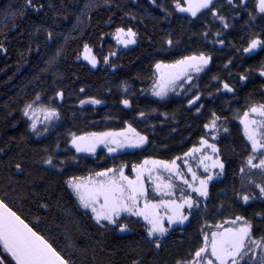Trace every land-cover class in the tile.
Returning a JSON list of instances; mask_svg holds the SVG:
<instances>
[{"label":"trees","instance_id":"1","mask_svg":"<svg viewBox=\"0 0 264 264\" xmlns=\"http://www.w3.org/2000/svg\"><path fill=\"white\" fill-rule=\"evenodd\" d=\"M36 2L46 5L53 2L64 9L69 14V20L65 21L61 16L55 25V31L69 35L73 25L77 23L76 14L83 9L87 0H36ZM157 2L167 6L169 11H174L172 0H157ZM252 2L253 0H249L250 5ZM100 3H103V0H100ZM215 3L217 7L224 5L221 14L229 18V22L233 25L231 28L222 29L220 22L207 11L199 18H191L187 13L175 11L168 20H165L163 9L152 5L150 0H110V6L93 11L91 21L84 19L81 27L71 32L68 40L57 37L55 43H46V34L43 31L36 33L35 25L42 22L53 23L50 18L54 16V13L45 14L46 10L41 12L29 10L23 18L13 19L9 13V5L19 7L23 4V0H0V41L5 35L8 38L5 44L7 53L0 50V147H3L10 137H17L12 148L6 150L7 155L0 153V159L8 160L15 157L19 160L18 153L23 149L25 158L30 161L32 171L45 177L43 182H37L36 191H40L41 196H29L25 178L15 175L14 167L6 172L0 165V197L4 198L14 211L41 231L46 238L54 241V246L76 264H87L89 256L93 254L97 257L109 256L114 264H130L132 259H139V256L129 250V245L137 248L138 251L142 248L144 264H152L154 259L161 262L170 260V251L178 248L183 251L198 242L197 230L203 225V214L192 218L183 230L175 229L165 238L164 247L159 250L149 251V245L141 243V237L144 236L141 231L128 235H116L101 247V244H97V241H100L99 237L80 213L76 198L63 181L68 175L87 174L89 169L99 170L121 162L131 166L139 163L145 156L171 159L182 155L197 143L199 137L206 131L202 125L210 119L212 110L229 118L227 125L230 131L219 142L221 154L226 161V170L223 177L210 186L211 199L208 202L207 218L210 222L220 218L217 210L221 203L225 205L223 210L225 217L233 211L231 205H235L237 212L242 210L240 202L233 195V187L240 188V161L242 154L247 153L244 147L246 141L243 137L242 125L235 118V113L237 109L244 107L249 94L254 95L256 99L260 98L261 89L264 87V76L255 71V68L264 61V50L257 49L250 54L237 51V48L247 47L252 33L259 34L260 28L249 27L245 23L248 20L246 12L235 15L233 19L234 13L230 10L227 0H215ZM129 12L135 19L125 15ZM113 13H115L114 16ZM109 16H112L115 21L114 25L107 23ZM205 21L211 25V28L205 26ZM252 23L259 25L261 21L258 18ZM120 25L133 27L138 31L140 38L136 45L128 50L120 51L116 58L111 60V66H116L115 71L103 66L92 69L84 61L76 59L82 52L83 43L86 42L96 46L94 52L103 61V49L107 50V44H111L110 40L107 41L108 36L105 37L103 34L111 33L115 26ZM221 30L224 33L225 44H214L213 40L217 39L215 33ZM169 31L179 44L172 48L165 44L164 47L168 48V51L162 52L161 44ZM204 31L210 33L206 38L201 35ZM100 43H103V49L98 47ZM60 47L64 49V55L57 58L55 67L42 71ZM28 48L32 49L30 53L27 51ZM197 50L211 53L213 56L212 63L206 68L199 82V91L203 93L201 104L204 105L200 113L190 108L181 97L159 101L144 94L145 90L151 86L147 77L151 75V64L154 60L170 61ZM20 53H23V56ZM229 59H233V64L225 68L224 65ZM249 67L254 69L249 79L240 81L239 74H248L245 70ZM137 73L143 74L141 79H137ZM229 73L232 75L230 76ZM37 76L40 77L39 80L36 79ZM213 76H220L221 80H213ZM224 80L233 84L236 88L235 94L226 91L216 92V88L222 87ZM125 81L130 87L128 93L120 87ZM57 87L65 90V100L58 101L62 119L57 122L56 129L50 130L42 137H37L27 129L25 123L27 118H21L20 109L35 92L43 90L47 96H52L53 89ZM81 88L85 91L80 92ZM209 91L213 93V96H208ZM88 96H96L105 103L81 106L79 100L86 99ZM126 96L133 99V108H125L120 103V100ZM151 108H158L159 111L150 112ZM138 110L150 112L147 120L137 118L133 121L134 127L149 135L150 143L144 148H130L115 154H109L101 149L96 156L76 154L83 159L78 165H68L67 171L62 175L59 169L49 170V166L40 162L41 157L46 155L42 149L44 147L54 149L58 133H66L69 129L72 131L118 129L125 126L124 120H132ZM165 112L170 116L165 117L163 115ZM173 113L174 116L171 115ZM6 116L7 120L4 119ZM109 116L113 119H107ZM152 125L156 126L154 130ZM21 135L26 137L25 141L19 139ZM59 142L61 147L58 154L62 157L68 145L63 137ZM17 144L19 147H16ZM71 154H74V151L69 153ZM10 175L13 176L11 183L8 179ZM49 186L52 189L50 193L42 191ZM221 189L226 191L220 193ZM255 191L258 192L256 189ZM58 199L59 206H57ZM41 202H47L49 208L40 207ZM258 204V201H252L250 206L244 207L251 213ZM257 223L259 224V221ZM178 240L180 241L175 242ZM84 248H87V252L83 251Z\"/></svg>","mask_w":264,"mask_h":264},{"label":"snow or ice","instance_id":"2","mask_svg":"<svg viewBox=\"0 0 264 264\" xmlns=\"http://www.w3.org/2000/svg\"><path fill=\"white\" fill-rule=\"evenodd\" d=\"M150 3L163 9L165 13L163 19L165 20H168L175 11L187 13L191 18H199L207 11L220 22L222 29L233 26L229 22V18L221 14L224 5L217 7L215 0H172L174 11H169L167 6L158 4L157 0H150ZM227 3L234 13L233 19L235 15L246 12L248 20L245 23L249 27L258 26L260 28L259 34L252 33L247 47L236 50L249 54L257 49L264 50V0H253L251 5L249 0H239V2L227 0ZM105 6H110V0H103V3H100V0H87L83 9L76 14L77 23L73 25L69 35L55 31V25L59 22V18L63 16V19L68 21L69 14L53 2L46 5L37 3L36 0H23V4L19 7L9 5V13L13 19L23 18L29 10L35 12L46 10L45 14L47 12L54 13V16L50 18L53 23L42 22L35 25V32L43 31L46 34L45 42L55 43L57 37L68 40L71 32L80 28L84 19L91 21L92 12ZM114 15L115 13H113ZM125 15L135 19L131 12ZM258 18L261 23L254 25L252 22L257 21ZM107 23L115 24L112 16H109ZM205 26L211 28L207 21H205ZM209 34V31L201 33L205 38ZM103 35L111 36L117 46V51H110L107 55H103L104 64L111 63L121 46L128 48L131 45H136L140 38L137 30L125 25L115 26L114 31ZM215 36L217 39L213 40L214 44H225L222 30L217 31ZM7 42L8 38L5 35L4 39L0 41V50L5 53L8 51L5 47ZM165 44L172 48L178 45L179 41L174 40L172 32L169 31L162 41L160 51H168V48L164 47ZM94 47L96 46L83 43L82 58L95 68L101 63V59L95 54ZM98 47L102 49L103 43H100ZM27 51L30 53L32 49L28 48ZM20 55L23 56V53ZM63 55L64 49L57 48L54 55L48 60V66L42 71H48L49 68L55 67L57 58ZM76 59H81V56H77ZM212 61L211 53L200 50L188 55H180L170 61L167 59L154 60L151 64V75L147 77L151 82V94L163 101L171 93H176L178 89L185 93L190 92L193 87H198L194 83L195 79L205 71ZM232 64L233 59H229L224 67L228 68ZM253 70L252 67H249L245 70L248 74L240 73L239 80L247 81ZM255 71L264 76V61L259 63ZM229 75L232 74L229 73ZM142 76V73H137V79H141ZM36 79L39 80L40 77L37 76ZM212 79L220 81L221 77L213 76ZM53 83L55 84V80ZM120 87L125 93L130 91L126 81L122 82ZM84 91V88L80 89V92ZM222 91L235 94L236 88L224 80L222 87L216 88L217 93ZM202 96L203 93L194 94L193 99L188 100V105L196 106ZM208 96H213V93L209 91ZM64 100L65 90L63 88H54L52 96H47L43 90L35 92L20 109L21 118H27L25 120L27 129L36 136H42L50 130L56 129L57 122L62 119L58 101L63 102ZM103 103L105 101L96 96H88L86 99L79 100L81 106ZM120 103L125 108H133V99L127 96L121 99ZM203 107L202 104L196 107V112L200 113ZM158 111V108L150 109V112ZM150 112L138 110L132 120H124L125 126L118 129L109 128L103 131H72L69 129L66 133H58L54 149L51 147L42 149L46 155L41 157L40 162L49 166V170L59 169V173L62 175L67 171L68 165H78L83 159L76 154L95 155L101 146L110 154L129 148L142 149L150 143V138L146 132L134 127L133 121L137 118L147 120ZM163 115L170 116L167 112ZM7 118V116L4 117L5 120ZM73 118H75V113H73ZM235 118L243 126L242 132L246 141L244 147L247 153L246 155L242 154L240 161V188L233 187V195L240 202L242 210L237 212L235 205H231L233 211L226 217L223 215L225 205L221 203L217 210L220 213V218L213 219L211 222L207 218L208 202L211 199L210 185L214 179L223 176L226 170V161L221 155V148L213 141L219 138L221 131L224 133L230 131L228 127H224L229 118L218 114L215 110L211 111L210 119L202 125L206 130L204 134L182 155L174 156L171 159L145 156L139 163L131 166L126 162H121L99 170L89 169L87 175H68L63 183L75 196L78 206L85 210V215L101 230L102 236L112 233H132L135 231L134 226L140 224L145 232V235L141 237V243L149 245V251L164 247L165 238L173 225H184L190 221V217L194 218L196 215L203 214V225L197 230V243L183 251L179 248L170 251V260L161 262L154 259L152 264H264V87L261 89L259 99L249 94L244 107L237 109ZM107 119H113V117L109 116ZM115 119H120V117H115ZM151 127L154 130L156 126L152 125ZM62 137L66 140L68 147L64 149V155L61 157L58 150L61 147L59 141ZM19 139L25 141L26 137L21 135ZM16 140L17 137H10L3 147H0V153L7 155L6 150H10ZM16 147H19V144ZM73 151L74 154L69 155ZM18 155L20 156L19 160L15 157L8 160L0 159V165L6 172L14 167L15 175L25 178L29 196L40 197L41 192L36 191L37 182H43L45 177L32 171L30 161L25 158L23 149ZM181 164L184 169L181 168ZM129 167L134 175L127 174L126 169ZM201 169H203L202 173ZM8 179L11 183L13 176L10 175ZM42 191L50 193L51 186L43 188ZM225 191V189H221L220 193ZM150 192L155 195L151 196ZM252 201H258L259 204L249 213L244 206H250ZM59 205L58 199L57 206ZM39 206L44 209L49 208L47 202H41ZM97 244H101V241H97ZM129 250L139 256V259H132L130 264H144V257L141 255L142 248L138 251L137 248L129 245ZM83 251L87 252V248H84ZM93 258L95 259V257ZM0 264H76V262L66 258L54 246V241L46 238L41 231H38L17 211H14L4 198L0 197ZM106 264H114V262L109 260Z\"/></svg>","mask_w":264,"mask_h":264},{"label":"rangeland","instance_id":"3","mask_svg":"<svg viewBox=\"0 0 264 264\" xmlns=\"http://www.w3.org/2000/svg\"><path fill=\"white\" fill-rule=\"evenodd\" d=\"M109 40L111 41V44H107L108 49L106 50V49H103V48H102V49L104 50V55H107L108 52H110V51H113V52L117 51V46H116V42H115V40L112 39L111 36H108L107 41H109ZM133 46H134V45H131V46H129L128 48H124V47L121 46V47L119 48V50H118V53H119L120 51H122V50H128V49L132 48ZM82 50H83V49H82ZM93 50H94V49H93ZM117 55H118V54H117ZM80 56H81V59H79V60L84 61L85 63H87L92 69H97V68H99L100 66H103V68H106V69H109V68H110L111 71H115V68L111 66V63H110V64H104L103 61H101V63L98 64V65L94 68V67H92V65H91L88 61L83 60V58H82V52H81ZM113 58H116V56L113 57ZM113 58H112V59H113ZM205 72H206V69H205L204 72L200 73L199 76H198V77L195 79V81H194V83H195L196 85H198V87H193L192 90H191L190 92H187V93H185V92L181 91L180 89H178L176 93H171L167 99H169V98H179V97H181V98H183V99L186 101V104L188 105V100H189V99H193L194 94H195V95H199V94L201 93V92L199 91V82H200V80H201L202 75H203ZM185 87L187 88V85H186ZM150 89H151V86H150L148 89L145 90L144 94H145L147 97H149V98H153V99H156V100H159V101H160V99H159L158 97H155V96H153V95L151 94V90H150ZM167 99H166V100H167ZM201 100H202V97H201V99L197 102L196 106H190V105H189V107H190V108H193L194 110H196V107H198L199 105H201ZM161 101H162V100H161ZM163 101H164V100H163ZM239 123H240V121H239ZM240 124H241V123H240ZM241 125H242V124H241ZM224 127H228V125L225 124ZM242 128H243V126H242ZM45 134H46V133H45ZM45 134H44V135H45ZM227 134H228V133H224L223 131H221V133H220V135H219V138H218L217 140L213 141V142H215V143H217V144L219 145L220 140L223 139V138H225V137L227 136ZM44 135H42V136H44ZM42 136H37V137H42ZM101 149H104L105 151H107L103 146H101L100 148L97 149V153H98ZM129 149H130V148H129ZM124 150H128V149H123V150H121V151H124ZM121 151H120V152H121ZM97 153H96L95 155H92V154H84V153H81V154H82L83 156H96ZM117 153H118V152H117ZM109 154H110V153H109ZM221 155H222V154H221ZM181 168L184 169L183 164H181ZM126 172H127V174L130 175V176H131V175H134V173H132V171H131V167H129V169H126ZM200 172L202 173V172H203V169H201ZM83 175H87V174H83ZM222 177H223V176L214 179V181L212 182V184H213L216 180L221 179ZM189 178H190V177H189ZM212 184H211V185H212ZM211 185H210V186H211ZM150 195H151V196H154L155 194H153V193L150 192ZM74 197H75V196H74ZM78 208H79L80 213L86 218V220L88 221V223L90 224V226L93 228V230L95 231V233H96L97 236L99 237V239H100V241H101V247H103V245H105V243L108 242V240H109L110 238H112V237H114V236H116V235H128V234H130V233H112V234H107V235H105V236H102V235H101V230L95 225V223H94V222H93V221H92L87 215H85V210L82 209V208H80L79 206H78ZM192 218H193V217H190V221H191ZM132 219L135 220L136 218H132ZM190 221H189V222H190ZM189 222H186L184 225H173V226H172V229H170L169 234H171L175 229H181V230H183V229L188 225ZM134 227H135V231H134V232H136V231H141V232L145 235V232H144V230L142 229V227L140 226V224H136ZM134 232H132V233H134ZM169 234H168V235H169ZM105 255H106V254H105ZM93 257H95V259H94ZM89 258H90V259L87 260V264H106V262L109 261V260L113 261L109 256H100V255H99V256L97 257V256L94 255V254L91 255V256H89Z\"/></svg>","mask_w":264,"mask_h":264},{"label":"bare ground","instance_id":"4","mask_svg":"<svg viewBox=\"0 0 264 264\" xmlns=\"http://www.w3.org/2000/svg\"><path fill=\"white\" fill-rule=\"evenodd\" d=\"M253 190H255V189H253ZM181 240V239H180ZM180 240H178V241H175V242H179Z\"/></svg>","mask_w":264,"mask_h":264}]
</instances>
